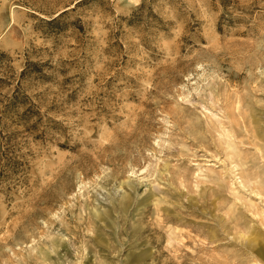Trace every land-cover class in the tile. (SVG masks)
Instances as JSON below:
<instances>
[{
  "label": "rangeland",
  "instance_id": "374dc122",
  "mask_svg": "<svg viewBox=\"0 0 264 264\" xmlns=\"http://www.w3.org/2000/svg\"><path fill=\"white\" fill-rule=\"evenodd\" d=\"M0 117V264H264V0H0Z\"/></svg>",
  "mask_w": 264,
  "mask_h": 264
},
{
  "label": "trees",
  "instance_id": "16d2710c",
  "mask_svg": "<svg viewBox=\"0 0 264 264\" xmlns=\"http://www.w3.org/2000/svg\"><path fill=\"white\" fill-rule=\"evenodd\" d=\"M17 100L16 95L13 97V99L10 101V104H14L15 101ZM11 106V105H10ZM2 118V117H0ZM2 135L0 134V138ZM11 136L6 137V142H4L2 148H0V175L3 173L2 171L6 170H14L15 167L19 166L17 162H15L11 156L12 153V148L10 146L11 142Z\"/></svg>",
  "mask_w": 264,
  "mask_h": 264
},
{
  "label": "bare ground",
  "instance_id": "6f19581e",
  "mask_svg": "<svg viewBox=\"0 0 264 264\" xmlns=\"http://www.w3.org/2000/svg\"><path fill=\"white\" fill-rule=\"evenodd\" d=\"M123 210H125V205L121 206ZM94 215L99 219V220H103L105 217L107 218V213H100L99 211L95 210ZM258 236L257 235H252L251 238H249L248 240V245H255L258 243ZM60 246V245H58ZM45 259L48 260L49 257L46 256V254L44 255Z\"/></svg>",
  "mask_w": 264,
  "mask_h": 264
}]
</instances>
